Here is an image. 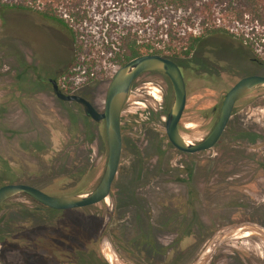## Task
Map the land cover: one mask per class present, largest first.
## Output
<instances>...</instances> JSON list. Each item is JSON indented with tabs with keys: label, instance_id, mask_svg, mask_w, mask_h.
Listing matches in <instances>:
<instances>
[{
	"label": "rangeland",
	"instance_id": "374dc122",
	"mask_svg": "<svg viewBox=\"0 0 264 264\" xmlns=\"http://www.w3.org/2000/svg\"><path fill=\"white\" fill-rule=\"evenodd\" d=\"M16 20L0 21V186L87 193L106 163L104 123L58 101L50 80L71 84L102 111L117 69L106 61L93 75L67 78L66 31L25 12ZM216 40L176 60L186 88L179 131L189 143L209 133L240 78L264 76L260 51ZM172 99L163 75L133 82L121 114L125 174L105 201L66 211L22 195L3 203L0 264H264V88L235 104L212 149L191 155L165 135Z\"/></svg>",
	"mask_w": 264,
	"mask_h": 264
},
{
	"label": "trees",
	"instance_id": "16d2710c",
	"mask_svg": "<svg viewBox=\"0 0 264 264\" xmlns=\"http://www.w3.org/2000/svg\"><path fill=\"white\" fill-rule=\"evenodd\" d=\"M21 12L66 31L72 46L67 78L93 75L106 61L116 70L147 54L176 62L208 39H235L264 58V0H0L6 27H18Z\"/></svg>",
	"mask_w": 264,
	"mask_h": 264
},
{
	"label": "water",
	"instance_id": "95a60500",
	"mask_svg": "<svg viewBox=\"0 0 264 264\" xmlns=\"http://www.w3.org/2000/svg\"><path fill=\"white\" fill-rule=\"evenodd\" d=\"M154 72L165 75L172 86L173 99L164 122L167 140L175 150L188 155L212 149L223 135L235 104L246 95L264 88V76L250 75L240 78L224 95L217 120L209 133L200 141L189 143L179 131V122L186 105V88L179 66L171 59L157 54L141 55L118 68L107 85L101 112H97L82 97L60 93L53 82L57 98L76 102L82 106L85 116L95 122L103 121L107 157L101 178L91 191L64 197L49 196L26 184H5L0 186V205L18 195L26 196L40 206L56 211L83 209L105 201L110 195L120 164L121 114L129 91L139 76Z\"/></svg>",
	"mask_w": 264,
	"mask_h": 264
},
{
	"label": "flooded vegetation",
	"instance_id": "af4514ba",
	"mask_svg": "<svg viewBox=\"0 0 264 264\" xmlns=\"http://www.w3.org/2000/svg\"><path fill=\"white\" fill-rule=\"evenodd\" d=\"M176 63V62H175ZM177 64V63H176ZM178 65V64H177ZM179 68H180V66H179ZM154 73H156V72H154ZM182 73V72H181ZM158 74H160V75H163V74H161V73H158ZM166 79H167V81H168V84H169V89H170V91H172V86H171V83H170V81H169V79L165 76V75H163ZM55 83V85H56V87H57V91H59L60 93H62V94H64V95H76V96H79V97H82V98H84L85 100H87V98L86 97H84L81 93H80V91H78V89H74V88H72L71 87V89H69L68 91L64 88V87H60L55 81H53V80H50V86H51V90H52V93L54 94V97L58 100V101H60L61 103H66V102H69V101H63V100H60L59 98H57V96H56V94H55V91L53 90V84L52 83ZM90 100V99H89ZM88 101V100H87ZM91 101V100H90ZM89 102V101H88ZM74 103H76V102H74ZM92 106H93V108L97 111V112H101V111H98V108L95 106V103L94 102H89ZM76 107L75 108H78L79 109V111L80 112H82L83 113V116L85 117V119H87V120H89V121H91V122H94V123H100V122H103V121H99V122H95V121H93L91 118H89V117H87V116H85V114H84V112H83V108H82V106L80 105V104H78V103H76V105H75ZM103 110V109H102ZM122 135V134H121ZM106 147H107V145H106ZM122 151H123V139H122ZM122 151H121V156H122ZM120 161H121V158H120ZM119 171H120V164H119V168H118V172H117V175L119 174ZM116 175V176H117ZM101 178V177H100ZM98 183V182H97ZM14 184H24V183H14ZM5 185V184H4ZM24 197H26V196H24ZM28 198V197H27ZM12 199V198H11ZM28 199H30V198H28ZM10 200V199H9ZM31 200V199H30ZM8 201V200H7ZM6 201V202H7ZM33 201V200H32ZM35 202V201H34ZM5 203V202H4ZM2 205V204H1ZM0 205V206H1ZM45 208V207H44ZM46 209H48V208H46ZM51 210V209H50Z\"/></svg>",
	"mask_w": 264,
	"mask_h": 264
}]
</instances>
